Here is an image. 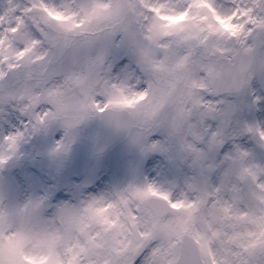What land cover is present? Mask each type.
I'll return each mask as SVG.
<instances>
[{
  "label": "rangeland",
  "instance_id": "obj_1",
  "mask_svg": "<svg viewBox=\"0 0 264 264\" xmlns=\"http://www.w3.org/2000/svg\"><path fill=\"white\" fill-rule=\"evenodd\" d=\"M122 1L31 0L19 31L0 33V264H131L139 248L142 264H173L185 232L204 264H264V150L246 135L251 155L214 160L241 121L264 126V0H126L121 13ZM10 12L0 0V22ZM238 50L251 57L241 90L213 93ZM94 99L128 108L131 124L89 157L104 129ZM150 195L174 209L156 216Z\"/></svg>",
  "mask_w": 264,
  "mask_h": 264
},
{
  "label": "water",
  "instance_id": "obj_2",
  "mask_svg": "<svg viewBox=\"0 0 264 264\" xmlns=\"http://www.w3.org/2000/svg\"><path fill=\"white\" fill-rule=\"evenodd\" d=\"M127 5L124 3L122 11H126ZM53 29H57V26L52 23ZM251 58L248 54L238 51L233 59V62H223L219 72L213 79L211 89L214 93L219 94L223 92H237L241 88L243 77L248 69ZM52 70V65L49 66L45 73L48 74ZM96 77V70L90 76L88 84L92 83ZM176 90L171 94L168 102H173L179 86L177 85ZM104 123V132L102 136L95 142L88 151V156L95 154H102L106 152L113 144L118 142L124 134L127 132L131 116L130 113L125 109H105L103 113H100ZM186 154L192 156L193 151L190 147L186 148ZM193 180L196 189L199 192H203L205 189V183L201 175L198 174L197 167H192ZM247 194L248 191L246 190ZM146 205L151 208L154 214L158 217L164 216L171 207L169 203L162 198L150 197L146 200ZM225 222L229 219L226 217ZM173 264H204L200 257V252L194 238L185 233L182 235L180 244V254L177 260Z\"/></svg>",
  "mask_w": 264,
  "mask_h": 264
},
{
  "label": "snow or ice",
  "instance_id": "obj_3",
  "mask_svg": "<svg viewBox=\"0 0 264 264\" xmlns=\"http://www.w3.org/2000/svg\"><path fill=\"white\" fill-rule=\"evenodd\" d=\"M11 12L9 13L10 18L7 20L6 23L0 22V33H5L6 30L10 31L12 34H15L19 31L17 24L14 22L13 18H19L20 20L25 19V13L32 8L31 0H9ZM32 33H33V40L39 39V30L38 28L33 25L32 26ZM18 52L23 51V45H20L17 49ZM8 73L4 72L2 77H7ZM264 91V89H261ZM143 95L142 92L139 93ZM253 103H259L260 100L255 95L251 98ZM9 103H16L14 100H9ZM94 105L97 106L96 110L98 112L103 113L105 111V105L109 103L108 100L101 99H94L92 102ZM52 110L51 105L48 103L37 104L35 108L29 112V116L31 117L26 123L31 124L32 128H36L39 124L44 123V118L39 115L42 111L50 112ZM20 111H25L23 108L20 107ZM213 120H216L214 117H211ZM239 120V118H236ZM205 129V137L214 135L217 128L213 126V124L208 123ZM250 136L251 141L254 142L256 146H258L261 150H264V126H261L257 122L249 123L247 120L241 121V123L234 128L233 130V142L229 144L227 141L221 143L218 148L215 147L216 155L214 157L215 161H219L220 163L217 165V168L220 169L226 163L227 158L232 157L238 153L245 154L247 156L251 155V149H245L241 146L238 142L237 137L243 138L244 136ZM258 137V139H257ZM155 143L157 141H151ZM198 148L204 147L202 141L197 140L195 141ZM258 167L264 169V164L257 163ZM132 214H136V209H131ZM144 251L138 252L133 258L131 264H142Z\"/></svg>",
  "mask_w": 264,
  "mask_h": 264
},
{
  "label": "clouds",
  "instance_id": "obj_4",
  "mask_svg": "<svg viewBox=\"0 0 264 264\" xmlns=\"http://www.w3.org/2000/svg\"><path fill=\"white\" fill-rule=\"evenodd\" d=\"M101 99H103V97Z\"/></svg>",
  "mask_w": 264,
  "mask_h": 264
}]
</instances>
